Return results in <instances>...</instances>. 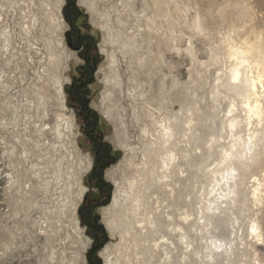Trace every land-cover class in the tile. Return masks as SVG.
Here are the masks:
<instances>
[{"label": "rangeland", "instance_id": "obj_1", "mask_svg": "<svg viewBox=\"0 0 264 264\" xmlns=\"http://www.w3.org/2000/svg\"><path fill=\"white\" fill-rule=\"evenodd\" d=\"M157 2L77 0L101 56L93 105L117 154L107 171L111 198L95 218L85 216L102 225L104 241L80 212L84 197L90 203L94 194L89 183L93 152L68 93L77 59L65 39L67 0H0V264H131L123 232L112 236L104 210L111 208L116 192L127 197L124 167L130 159H144L150 132L163 123H179L181 169L187 167L185 149L191 146L185 132H190L189 120L195 123L196 149L192 169L178 186L179 212L197 216L202 211L204 193L212 188L206 170L219 161L216 146L228 141L218 137L226 136L223 121L232 103L223 95L218 99L215 90L229 64L227 39L256 27L264 0ZM242 11L248 16L245 27ZM112 36L115 43L105 42ZM215 139L220 142L210 149ZM172 202V196L164 201L165 210ZM126 208L117 209L120 217ZM250 212L240 210L237 228L230 224L225 230L234 233L232 238L235 229L243 237L235 240L241 247L238 257L256 255ZM206 243L195 235L192 247L181 244L175 264H204ZM96 245L101 247L91 254ZM147 254L140 256L150 264L154 258ZM257 254L264 259L263 245Z\"/></svg>", "mask_w": 264, "mask_h": 264}, {"label": "bare ground", "instance_id": "obj_2", "mask_svg": "<svg viewBox=\"0 0 264 264\" xmlns=\"http://www.w3.org/2000/svg\"><path fill=\"white\" fill-rule=\"evenodd\" d=\"M240 16L245 27L248 16L244 11ZM260 17H256V27L247 28L244 36L227 39L229 64L227 70L217 77L215 90L218 99L223 95L232 103L223 121L226 136L220 134L218 137L220 140L228 138V141L216 146L218 149L215 148L214 153L219 161L216 167L206 170V180L212 188L204 193L202 211L197 216L191 211L179 212L178 186L184 179L181 176L187 171L189 174L192 169L190 158L196 149L192 119L188 126L190 132H185L191 148L182 147L188 151L186 156L189 157L185 169H181L182 159L179 157L178 122L156 127L150 132L144 159L139 163L130 159L124 167L125 173L129 174L128 195L122 198V194L116 192L111 208L104 210V217L112 236L116 231L123 232L131 264L144 263L142 261L147 258L141 256L148 257L147 253L154 258L150 264H175L179 246L192 247L195 235L207 239L204 264H264V259L257 256L259 246H264V13ZM116 39L106 37L105 42L115 43ZM125 45L132 48L137 43L125 42ZM142 132L145 136L149 134L146 129ZM216 142L220 141L215 139L210 149ZM166 193L167 197L164 196ZM171 196L173 202L165 210L164 201ZM125 204L126 211L120 217L117 209L121 210ZM240 210L251 211L249 228L256 239V255L252 258H244V253L236 256L241 247L235 240L242 235L235 229L236 236L232 238L234 233L225 231L230 224L237 228ZM131 252H136L138 258L132 255L140 261H135ZM108 259L110 261V255Z\"/></svg>", "mask_w": 264, "mask_h": 264}, {"label": "flooded vegetation", "instance_id": "obj_3", "mask_svg": "<svg viewBox=\"0 0 264 264\" xmlns=\"http://www.w3.org/2000/svg\"><path fill=\"white\" fill-rule=\"evenodd\" d=\"M65 12L69 24L65 34L66 43L76 54L77 59L68 93L72 103L78 106L85 137L93 152L89 183L92 184L94 194L90 203L87 195L84 197V205L80 212L83 214L87 227L96 232L100 231L105 240L102 225L95 223L94 220L85 219V216L95 218L99 209L111 198V181L107 177V171L117 156L108 144L105 127L99 112L93 105V85L98 80L101 63L99 43L97 37L87 28V21L79 13L77 0H67ZM98 246L100 245L94 247L91 254L97 250Z\"/></svg>", "mask_w": 264, "mask_h": 264}, {"label": "trees", "instance_id": "obj_4", "mask_svg": "<svg viewBox=\"0 0 264 264\" xmlns=\"http://www.w3.org/2000/svg\"><path fill=\"white\" fill-rule=\"evenodd\" d=\"M103 231H104V233H105V240H106V239H107V233H106V231H105L104 228H103ZM105 240H104V241H105ZM100 247H101V246H98V247H97V250H98V248H100ZM97 250H96V251H97ZM96 251H95V252H96Z\"/></svg>", "mask_w": 264, "mask_h": 264}]
</instances>
